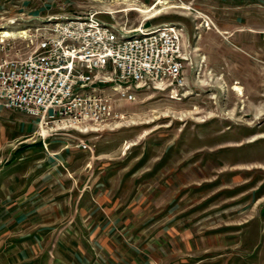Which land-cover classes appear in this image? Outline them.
Wrapping results in <instances>:
<instances>
[{"label": "rangeland", "instance_id": "obj_1", "mask_svg": "<svg viewBox=\"0 0 264 264\" xmlns=\"http://www.w3.org/2000/svg\"><path fill=\"white\" fill-rule=\"evenodd\" d=\"M89 14L181 26L186 85L84 134L3 108L0 224L16 197L46 206L0 236V264H264V0H0V29Z\"/></svg>", "mask_w": 264, "mask_h": 264}, {"label": "built area", "instance_id": "obj_2", "mask_svg": "<svg viewBox=\"0 0 264 264\" xmlns=\"http://www.w3.org/2000/svg\"><path fill=\"white\" fill-rule=\"evenodd\" d=\"M144 24L124 32L89 14L9 34L0 29V108L33 118L39 128L84 134L105 126L114 103L134 101L137 92L176 97L186 85L183 29Z\"/></svg>", "mask_w": 264, "mask_h": 264}, {"label": "crops", "instance_id": "obj_3", "mask_svg": "<svg viewBox=\"0 0 264 264\" xmlns=\"http://www.w3.org/2000/svg\"><path fill=\"white\" fill-rule=\"evenodd\" d=\"M3 109V108H2ZM1 108H0V113L2 112V111H4V110H2ZM24 115V114H23ZM24 116H26V115H24ZM27 118H28V116H26ZM29 118H31V117H29ZM45 183L46 182V180H44V181H42V183ZM44 186L43 187H46V186H50V184H48V183H46V184H43ZM52 185V184H51ZM46 188H48V187H46ZM11 192V191H10ZM46 193H48L47 191H46ZM45 193V194H46ZM37 195V194H36ZM35 194H32V195H29L28 197H26L25 199H22V197H16V200H17V203L16 204H14L13 205V203H10V202H8V203H10L9 204V206H7L8 207V210H10V212H12L13 210H15V209H19V207H20V211H17V212H15L14 214H20L18 217V219H16V222H10V224H9V227H7V226H4L3 224H0V236L2 235V234H5V232H7L8 230H18V229H23L24 227V225H25V221L27 220L26 219V216H24V215H34V214H36L39 210H41V209H43L46 205L44 204V203H28V201L29 200H31V199H33L35 196H36ZM109 201H107V203H108ZM28 204H30L29 206H30V208L29 209H27V211H26V213L25 214H23V213H21L22 212V208L24 207V206H26V205H28ZM115 204V203H114ZM114 204H113V202H111V208L113 207V209H114ZM34 205V206H33ZM28 208V207H27ZM52 209V213L55 215V214H58V215H60L61 213H60V211L59 210H54V208H51ZM106 209H107V211L110 209V207H106ZM7 210V209H6ZM9 212V213H10ZM8 213V211H7V214H9ZM80 214L81 213H84V209H82L81 208V211L79 212ZM85 214V213H84ZM10 215V214H9ZM11 217V216H10ZM13 220H15V219H12V221ZM108 223L107 222H105L104 224H103V226L100 228V229H103V230H106L107 229V227H108ZM43 231H45V230H42L41 232H43ZM39 232H40V230L39 231H36V232H34V234H35V238H38V239H40V240H42V235L41 234H39ZM22 239H23V241H22ZM27 238H25V237H19V238H15V239H9L10 241H16L17 243H20V241H22L21 243H24L25 242V240H26ZM29 240V239H28ZM104 241H108V239L106 238ZM30 243H33L32 242V240H30ZM20 246H22L23 244H19Z\"/></svg>", "mask_w": 264, "mask_h": 264}, {"label": "bare ground", "instance_id": "obj_4", "mask_svg": "<svg viewBox=\"0 0 264 264\" xmlns=\"http://www.w3.org/2000/svg\"><path fill=\"white\" fill-rule=\"evenodd\" d=\"M159 3H161V1H159ZM156 8V6L153 7V9ZM138 12H142L141 10L137 9ZM155 11V10H154ZM157 14H158V11H157ZM154 17V16H153ZM3 31L5 32V34H9L8 31L4 30ZM25 32V31H22V33ZM232 88L236 91V94H240V91H241V88L239 86H236V85H233Z\"/></svg>", "mask_w": 264, "mask_h": 264}, {"label": "water", "instance_id": "obj_5", "mask_svg": "<svg viewBox=\"0 0 264 264\" xmlns=\"http://www.w3.org/2000/svg\"><path fill=\"white\" fill-rule=\"evenodd\" d=\"M148 26H149V23H145V24H144V27H148Z\"/></svg>", "mask_w": 264, "mask_h": 264}]
</instances>
